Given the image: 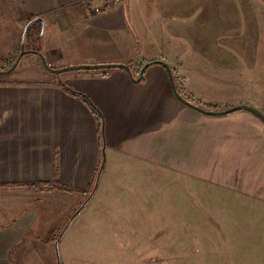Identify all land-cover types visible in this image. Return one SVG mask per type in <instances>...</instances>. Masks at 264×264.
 Segmentation results:
<instances>
[{
    "label": "crops",
    "instance_id": "1",
    "mask_svg": "<svg viewBox=\"0 0 264 264\" xmlns=\"http://www.w3.org/2000/svg\"><path fill=\"white\" fill-rule=\"evenodd\" d=\"M4 1L0 6V71L7 70L16 59L25 26L40 19L42 24L34 22L39 24V40L27 39V43L25 38L26 50L31 43L46 57L58 36L69 31L80 49L76 57L54 60L55 66L123 64L135 80L146 63L163 61L186 101L210 112L246 105L264 115V100L193 97L197 96L193 83L198 79L181 69L179 57L190 49L192 31L211 35L206 19L216 6L205 0L172 4L173 38L160 36L158 44L164 50L156 54L141 53L138 39L118 29L119 6L98 16L95 21L108 26L104 25V34H95L94 43L89 44L82 39L84 24L91 17L73 9L75 0H17L14 4L0 0V4ZM222 3L224 15L233 16L234 21L224 19L214 35L264 41V0ZM75 26L79 28L73 29ZM61 27L66 30L64 34L57 33ZM261 49L264 53V45L257 48ZM35 57L37 60L29 56L22 60L30 64L28 69L16 72L22 63L19 61L11 74L0 76V264H46V234L59 231L60 227L56 228L64 217L67 196L75 200V206L78 198L91 200L102 181L108 184L113 167L121 172L134 166L140 176L141 171L153 172V185H160L167 171L174 184L176 178L193 185L206 182L222 194L264 202V194H259L264 191V122L252 113L238 110L210 116L188 108L174 96L161 65L148 67L143 80L135 83L121 69L70 71L55 76ZM62 84L84 94L98 113ZM156 174L158 178H154ZM146 195H139L141 212ZM157 197L150 192L151 200Z\"/></svg>",
    "mask_w": 264,
    "mask_h": 264
},
{
    "label": "rangeland",
    "instance_id": "2",
    "mask_svg": "<svg viewBox=\"0 0 264 264\" xmlns=\"http://www.w3.org/2000/svg\"><path fill=\"white\" fill-rule=\"evenodd\" d=\"M16 1L11 0L13 4ZM123 1L116 18L118 29L138 39L141 53L153 54L164 50V46L158 44L160 36L173 38L170 34L172 4L199 2ZM205 1L216 6V11L212 10L206 19L211 35L192 31L190 49L183 54L185 57L182 54L179 57L181 69H187L198 79L193 83L197 90V96L193 97L220 101L264 100V53L262 49L257 50L264 41H236L214 35L224 19L234 21V17L224 15L223 0ZM230 2L235 4L236 0ZM3 4L5 1L0 6ZM86 14L91 18L84 24V38L78 32L76 36L90 44L94 43L95 34H104L102 27L108 24L95 21L98 16ZM44 32L45 29L42 34ZM65 32L62 27L57 31L58 34ZM48 34L46 30V38ZM66 34L58 36V42L49 48L46 57L42 54L51 68L66 67L55 66L54 60L76 57L80 51L73 33ZM210 36L213 40L208 41ZM82 43L80 41L81 48ZM145 43L154 44L145 46ZM28 56L37 60L28 54L20 62ZM19 64L16 72L30 67L25 61ZM181 72L184 74L183 70ZM65 74L67 72L60 75ZM180 91L185 99L184 92ZM118 170L117 167L111 169L114 175L107 185L105 181L98 185L91 200L78 198L75 206V200L67 196L64 217L61 216L56 228L60 227L59 231L46 234V264H264V202L244 195H224L206 182L198 181L193 185L184 178H176L174 184L167 171L161 184L153 185L150 183L153 172L141 171L140 176L134 166ZM150 192L158 197L151 200ZM144 193L147 194L146 211L141 212L139 195ZM259 194L263 195L264 191ZM59 218L57 216L56 220Z\"/></svg>",
    "mask_w": 264,
    "mask_h": 264
},
{
    "label": "water",
    "instance_id": "3",
    "mask_svg": "<svg viewBox=\"0 0 264 264\" xmlns=\"http://www.w3.org/2000/svg\"><path fill=\"white\" fill-rule=\"evenodd\" d=\"M39 21L42 24V20L40 19H34L31 20L24 28L23 30V34H22V46L20 47V51L16 57V59L14 60V62L12 63V65L7 69V70H2L0 71V76H5V75H9L11 74L15 68L17 67L19 61L21 60V58L25 55L31 54V55H35L39 58L42 67L44 68V70H46L48 73L53 74L55 76H59L61 73H65V72H70V71H90V70H110V69H121L123 71H125L130 78L132 79V75L130 73V70L127 66L123 65V64H95V65H80V66H67L64 68H59V69H55V68H51L48 63L46 62L45 58L43 57V55L35 50H25L24 48V41H25V34L26 31L28 29V27L36 22ZM151 65H161L165 68L167 74H168V78H169V82H170V86L172 89V92L174 94V96L176 97L177 100H179L183 105L187 106L188 108H191L197 112H200L204 115H210V116H224V115H228L230 113H233L235 111L238 110H245L248 111L250 113H252L253 115H255L256 117H258L260 120H262L264 122V115L262 113H260L259 111L251 108L250 106H246V105H238V106H234L232 108L223 110V111H219V112H210V111H206L203 110L202 108L186 101L176 90L175 88V83H174V79L172 76V72L170 67L163 61H151L146 63L140 70L139 72V76L137 79H132V81H134L135 83L140 82L141 80H143V73L145 72V70L150 67Z\"/></svg>",
    "mask_w": 264,
    "mask_h": 264
},
{
    "label": "built area",
    "instance_id": "4",
    "mask_svg": "<svg viewBox=\"0 0 264 264\" xmlns=\"http://www.w3.org/2000/svg\"><path fill=\"white\" fill-rule=\"evenodd\" d=\"M123 0H75L73 9L99 16L115 10Z\"/></svg>",
    "mask_w": 264,
    "mask_h": 264
},
{
    "label": "trees",
    "instance_id": "5",
    "mask_svg": "<svg viewBox=\"0 0 264 264\" xmlns=\"http://www.w3.org/2000/svg\"><path fill=\"white\" fill-rule=\"evenodd\" d=\"M39 37H40V29H39V24L38 23H32L29 27H28V29H27V31H26V35H25V38L26 39H32L33 41H35V43L39 40ZM30 50H35V51H37V47L36 46H30V47H28ZM12 65V64H11ZM10 65V66H11ZM9 66V67H10ZM133 79V78H132ZM62 87L68 92V93H70L72 96H74V97H79V98H81L82 100H84L88 105H90L91 106V108L93 109L94 107H92V104H91V102L89 101V99L84 95V94H82V93H80V92H77V91H75V90H73V89H71V88H69L68 86H66V85H64V84H62ZM179 94L181 93V91L180 90H178L177 91ZM94 111H95V113H98L95 109H93ZM101 121V120H100ZM102 125L100 124V127H101Z\"/></svg>",
    "mask_w": 264,
    "mask_h": 264
}]
</instances>
